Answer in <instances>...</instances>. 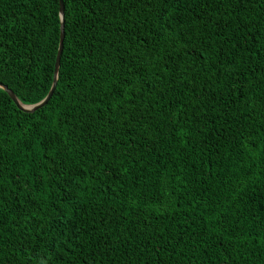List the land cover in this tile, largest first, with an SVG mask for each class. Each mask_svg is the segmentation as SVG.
I'll return each mask as SVG.
<instances>
[{
  "label": "trees",
  "instance_id": "trees-1",
  "mask_svg": "<svg viewBox=\"0 0 264 264\" xmlns=\"http://www.w3.org/2000/svg\"><path fill=\"white\" fill-rule=\"evenodd\" d=\"M56 88L0 89V264H264V0H63ZM59 0H0V83L48 94Z\"/></svg>",
  "mask_w": 264,
  "mask_h": 264
},
{
  "label": "water",
  "instance_id": "water-1",
  "mask_svg": "<svg viewBox=\"0 0 264 264\" xmlns=\"http://www.w3.org/2000/svg\"><path fill=\"white\" fill-rule=\"evenodd\" d=\"M59 17H60V40H59L58 52H57L56 61H55L53 81H52L51 88L48 94L46 95V97L36 104L24 105L16 98V96L13 94L11 90H9L6 86L0 83V89L3 90L9 96V98L12 100L16 108L24 113H33L39 110L40 108L44 107L49 102L56 88V84L58 80V73H59L60 57L63 51V40H64L63 0H59Z\"/></svg>",
  "mask_w": 264,
  "mask_h": 264
}]
</instances>
